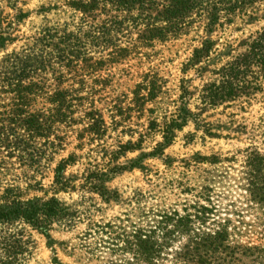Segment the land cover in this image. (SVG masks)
Wrapping results in <instances>:
<instances>
[{
	"label": "trees",
	"instance_id": "1",
	"mask_svg": "<svg viewBox=\"0 0 264 264\" xmlns=\"http://www.w3.org/2000/svg\"><path fill=\"white\" fill-rule=\"evenodd\" d=\"M65 4L79 15L74 31L66 24L60 28H41L26 38L27 42L18 52L7 53L0 62V149L23 150L39 138L44 139L51 153L61 149L62 136L53 134L54 126L74 123V110L85 98L73 84L84 72L101 67L106 58L103 55L89 57L86 46L105 52L106 60L115 62L135 43L148 45L154 40L186 34L192 27L200 28L203 35L182 64L181 70L185 72L200 69L202 63L220 53V48L230 47L227 43L218 45L217 39L211 38L216 29L231 24L235 18L252 21L264 16V0H66ZM23 16L18 10L16 21ZM132 34L134 39H131ZM13 39L10 33L0 31V47ZM245 45V53L231 55L214 72L218 79L201 85L197 94L202 105L200 109L239 97L249 99L255 91L261 92L258 85L253 86L257 78L253 76L252 67L256 66L259 76H264V27L255 31ZM65 82L70 83L64 86ZM185 83L186 80H180L178 104L174 110L159 123L152 118L148 121V129L158 132L161 140L140 157H160L174 132L188 119L195 128L202 126L198 113L191 112L184 101L189 95ZM136 87L134 100L143 106L156 97L161 84L153 76H147ZM261 96L264 99V93ZM91 102L86 101L87 106L81 113L84 125L79 130L77 146L81 145L82 135L94 140L105 132L104 121ZM201 131L210 134L206 128ZM191 136L188 133V140ZM134 146L130 141L117 145L118 149L111 152L108 161ZM241 153L238 165V185L242 190L240 209H225L221 213L222 209L211 201L207 187L195 193H191L194 188L184 187L181 191L185 197L174 203L135 207L130 213L98 220L91 225L88 234L96 232V251L103 254V263L264 264V154L255 147H246ZM77 157L68 153L55 162L48 197L20 199L15 187L4 188L0 194V224L16 219L22 221L41 234L50 247L51 223L67 216L65 207L54 195L73 188L71 178L62 174ZM196 157V162L208 164L234 160V156L221 159L214 154ZM134 163L114 164L105 169L95 166L83 179L102 183L109 175L132 168ZM90 188L102 197L107 193L102 185L96 188L93 184ZM242 211L249 214L247 219ZM251 231L258 232L252 235ZM22 237L20 231L0 234V245L11 249L5 254L8 261H0V264H12L15 256L24 250ZM51 264L64 263L53 252Z\"/></svg>",
	"mask_w": 264,
	"mask_h": 264
},
{
	"label": "rangeland",
	"instance_id": "2",
	"mask_svg": "<svg viewBox=\"0 0 264 264\" xmlns=\"http://www.w3.org/2000/svg\"><path fill=\"white\" fill-rule=\"evenodd\" d=\"M65 1L0 0V31L14 37L0 47V62L7 53L18 52L29 36L41 28H60L66 24L69 30L74 31L79 15L70 10ZM18 10L24 14L19 22L16 21ZM258 14L260 16V12ZM261 27H264V16L252 21L235 18L231 24L216 29L211 38H216L218 45L227 43L230 47L221 49L218 46L221 51L216 57L202 63L200 69L192 68L185 72L181 70L182 64L203 35L200 28L192 27L186 34L163 41L154 40L148 45L135 43L123 58L115 62L106 60L105 52L86 46L89 57L103 55L106 58L101 67L84 72L73 84L81 91L80 96L86 99L76 106L74 123L54 126L53 134L62 136L61 149L51 153L42 138L34 141L30 148L23 147V150L0 149V194L4 188L15 187L20 199L50 196L49 185L55 162L68 153L78 156L62 174L71 178L73 188L54 195L65 207L67 216L51 223L48 230L50 247L41 234L22 221L16 219L0 224L1 235L20 231L25 240L24 250L15 256L12 264H51L53 252L64 264H104L103 254L96 251V232L88 234L92 224L130 213L135 207L174 203L185 197L181 191L184 187L194 188L191 193L207 187L211 201L222 209L221 213L225 209H240L242 190L238 185V165L241 150L255 147L264 154V99L261 96L264 93V76H259L256 66L252 67L255 71L253 76L257 78L253 86L258 85L261 92L255 91L249 99L239 97L200 109L202 105L197 94L203 83L218 79L214 72L231 55L246 52L245 42ZM134 37L132 34L131 39ZM46 75L50 77L49 72ZM147 76H153L160 82V92L153 100L139 106L133 91ZM181 79L186 80L189 91L184 99L187 108L198 113L202 126L195 128L188 119L180 130L174 132L172 141L164 147L160 157H140L161 140L158 132L148 129V121L152 118L159 123L174 110L178 104ZM139 93L144 95L142 90ZM86 101H92L91 105L102 117L105 132L94 140L82 135L81 145L77 146L79 130L84 125L80 118L87 106ZM202 128L210 134L202 132ZM188 133L192 134L190 140ZM127 141L136 146L109 162L111 152ZM211 154L221 159L234 156V160L214 164L195 161L198 160L196 155L207 157ZM133 161L132 168L109 175L102 183L83 179L95 166L105 169ZM93 184L96 188L102 185L107 191L105 196L92 190L90 185ZM242 213L245 219L249 217L248 213ZM257 232L251 231V234ZM7 252L11 249L0 245V261H8L5 259Z\"/></svg>",
	"mask_w": 264,
	"mask_h": 264
}]
</instances>
